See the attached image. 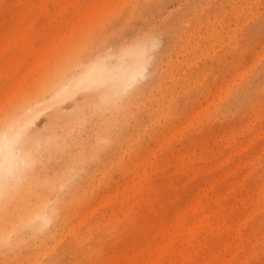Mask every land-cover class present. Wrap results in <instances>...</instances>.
Instances as JSON below:
<instances>
[{"label":"rangeland","instance_id":"obj_1","mask_svg":"<svg viewBox=\"0 0 264 264\" xmlns=\"http://www.w3.org/2000/svg\"><path fill=\"white\" fill-rule=\"evenodd\" d=\"M20 121L0 264H264V0H0Z\"/></svg>","mask_w":264,"mask_h":264},{"label":"bare ground","instance_id":"obj_2","mask_svg":"<svg viewBox=\"0 0 264 264\" xmlns=\"http://www.w3.org/2000/svg\"><path fill=\"white\" fill-rule=\"evenodd\" d=\"M146 52V51H145ZM143 54V46L140 47L136 55L135 60L128 66L123 67L121 64L118 66L110 65L108 62H102L99 65L94 66L89 72V78L91 83L102 84L107 82L112 74L117 73V80L120 82L118 85H122L124 88H128L137 79L144 75L145 64L148 55ZM119 71H118V70ZM118 87H115V91ZM65 90H67L65 88ZM69 92V91H68ZM33 114L32 108H29L27 116L31 117ZM22 121V120H21ZM20 121L15 127L11 128V131L0 137V240L4 241L7 235V228L9 225L22 218L19 214L8 215V211L13 206L16 194L13 190L14 185L23 183L25 181L24 165L26 164V157L20 154L17 150L16 143L19 139V134L23 128V123ZM8 182V183H7ZM7 183V184H6ZM6 184V185H5ZM20 208H24L22 205L24 201L23 196H17ZM39 209L38 203H34L31 208H24V213L36 212Z\"/></svg>","mask_w":264,"mask_h":264}]
</instances>
